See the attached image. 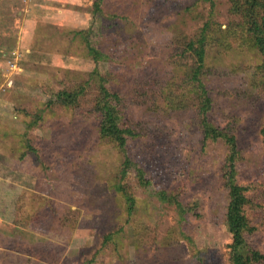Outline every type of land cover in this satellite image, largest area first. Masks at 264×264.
I'll use <instances>...</instances> for the list:
<instances>
[{
	"label": "rangeland",
	"instance_id": "obj_1",
	"mask_svg": "<svg viewBox=\"0 0 264 264\" xmlns=\"http://www.w3.org/2000/svg\"><path fill=\"white\" fill-rule=\"evenodd\" d=\"M214 1L211 13L204 0H103L95 18V0H73L68 28L30 22L29 0H0V264H230L229 150L222 140L203 144L200 95L189 82L196 58L186 45L212 14L221 31L201 76L209 119L238 140L237 179L255 229L247 241L264 254L262 57L231 0ZM93 25L106 56L98 62L73 34ZM95 70L121 99L136 134L128 154L152 181L144 188L129 171L132 213L115 188L124 155L101 138L92 113ZM78 87L77 108L56 100ZM161 191L191 210L182 214Z\"/></svg>",
	"mask_w": 264,
	"mask_h": 264
},
{
	"label": "trees",
	"instance_id": "obj_2",
	"mask_svg": "<svg viewBox=\"0 0 264 264\" xmlns=\"http://www.w3.org/2000/svg\"><path fill=\"white\" fill-rule=\"evenodd\" d=\"M209 2L212 11L215 8L216 2L214 0H204ZM103 0H95L93 7V14L95 18L102 15ZM231 13L239 16L242 20L243 36L252 44V46L259 52L262 57V65L260 70L263 72L264 84V0H231ZM216 23L213 19V14L204 23L199 35L195 39L188 41L187 50L196 58L195 67L189 73V82L193 84L200 96V109L203 119L201 121L203 127V144H207L209 140L216 142L222 140L228 147V155L223 165V177L225 180V187L229 191L230 202L226 214L227 230L232 238L230 245V264H264V254L254 249L247 241V237L255 231L248 219L245 207L250 203L246 192L247 188L242 186L237 179L238 169L237 163L240 157V149L238 140L235 135L228 132V130L216 127L209 119V112L213 106V100L210 91L206 84L202 81V75L206 74V61L208 58V47L216 40V31H221L219 28L215 29ZM95 25L86 30H73L75 37L79 36L88 49V55L95 62L104 60L106 56L97 47L98 42L93 39L97 30ZM214 34V36H213ZM99 41V40H98ZM92 76L96 77L101 91L96 104L92 111L99 118V133L101 138L109 139L124 155L123 168L120 173V180L115 185L118 192H121L128 204V212L132 213L136 209V198L129 190V186L124 182L131 169H135L139 183L144 188L152 186V181L146 178L144 169L140 168L132 161L128 154V137H135L133 131V123L126 119L124 106L121 104V99L115 93L107 90V79L101 75L98 70H95ZM84 88L69 91H59L56 94V100L67 108H77L80 104L79 98L84 94ZM264 136V127L261 129ZM159 197L162 201L175 205L177 209L185 214L189 209L179 200L177 195H169L165 191L159 192Z\"/></svg>",
	"mask_w": 264,
	"mask_h": 264
},
{
	"label": "crops",
	"instance_id": "obj_3",
	"mask_svg": "<svg viewBox=\"0 0 264 264\" xmlns=\"http://www.w3.org/2000/svg\"><path fill=\"white\" fill-rule=\"evenodd\" d=\"M63 2H66L65 4ZM29 3H34L35 8H33V13L31 14L30 22H39L53 25V26H64L72 28V22L65 21L67 14L72 12V10L67 8L66 4L70 3L73 5V0H29ZM67 11L64 15L63 13ZM64 17V18H63ZM33 24V23H30ZM79 29V30H83ZM16 52V51H15Z\"/></svg>",
	"mask_w": 264,
	"mask_h": 264
},
{
	"label": "built area",
	"instance_id": "obj_4",
	"mask_svg": "<svg viewBox=\"0 0 264 264\" xmlns=\"http://www.w3.org/2000/svg\"><path fill=\"white\" fill-rule=\"evenodd\" d=\"M17 53H18V52H14V53H13V57H14V55H16ZM9 63H10V69H11V70H19L15 62L11 61V62H9Z\"/></svg>",
	"mask_w": 264,
	"mask_h": 264
}]
</instances>
